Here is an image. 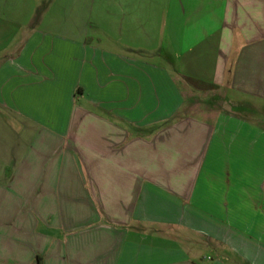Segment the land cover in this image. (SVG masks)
<instances>
[{
    "label": "crops",
    "instance_id": "crops-1",
    "mask_svg": "<svg viewBox=\"0 0 264 264\" xmlns=\"http://www.w3.org/2000/svg\"><path fill=\"white\" fill-rule=\"evenodd\" d=\"M0 264H264V0H0Z\"/></svg>",
    "mask_w": 264,
    "mask_h": 264
},
{
    "label": "rangeland",
    "instance_id": "rangeland-1",
    "mask_svg": "<svg viewBox=\"0 0 264 264\" xmlns=\"http://www.w3.org/2000/svg\"><path fill=\"white\" fill-rule=\"evenodd\" d=\"M188 83L192 84L194 87H199L198 85H196L194 83H191V82H188ZM212 93H215V92H213L212 90H210V94H212Z\"/></svg>",
    "mask_w": 264,
    "mask_h": 264
},
{
    "label": "trees",
    "instance_id": "trees-1",
    "mask_svg": "<svg viewBox=\"0 0 264 264\" xmlns=\"http://www.w3.org/2000/svg\"><path fill=\"white\" fill-rule=\"evenodd\" d=\"M191 81V80H190Z\"/></svg>",
    "mask_w": 264,
    "mask_h": 264
}]
</instances>
